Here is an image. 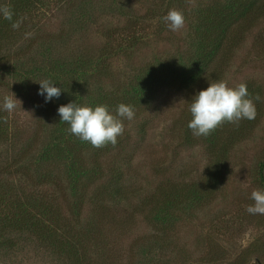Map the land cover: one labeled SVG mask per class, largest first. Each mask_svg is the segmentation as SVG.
<instances>
[{
  "label": "rangeland",
  "instance_id": "1",
  "mask_svg": "<svg viewBox=\"0 0 264 264\" xmlns=\"http://www.w3.org/2000/svg\"><path fill=\"white\" fill-rule=\"evenodd\" d=\"M122 1L130 16L141 14L152 4V0ZM203 1L208 0H185L180 10L185 17V26L178 32L165 31L167 25L155 16L150 22L154 24L153 28L146 33L149 37L147 44L136 48L130 58L111 56L101 60L97 57L99 59L94 61L96 70L93 67L89 69L95 75L89 83L80 87L81 100L87 101L88 95L93 99L101 97L104 101L110 97L127 98L129 94L126 91H133L135 75H143V64L174 52L177 43H184L186 26L191 18L188 9ZM161 3L160 11H165L163 18L170 9H176L178 1L173 2L175 7L171 6L168 11L165 9L169 5L166 0ZM42 8L36 5L26 12V26L13 39L15 44L11 47L5 45L0 50L2 55L4 50L23 48L20 53L22 61L18 65L15 61L0 63V111L6 119L7 138L14 137L11 145L7 139L0 144V191L8 190V200L6 196L0 199V214L5 215L16 212L11 206L17 203L33 206L39 203L41 197L38 209L47 201L51 207L57 206L60 213L70 216L64 198L73 199L67 185L69 171L66 165L56 161L52 155L41 157V144L45 142L47 133L45 125L49 123L48 128L52 129L58 117L53 107L58 98L45 102V97L38 94V81L46 78L39 72L26 78L23 70L26 66H37L49 57L72 62L84 57V54L96 56L104 44L100 33L103 24L122 25L128 20V16L113 14L108 0H50ZM46 37L51 41V45L47 46L49 50L40 45ZM221 80L230 87L252 81L262 88L261 97L264 99V19L256 21L243 42L232 50ZM8 95H14L19 100L12 113L2 107L3 98ZM186 99L187 93L165 87L151 104L135 108L134 118L123 120L125 130L119 149L116 147L107 152L104 147L80 145L81 142L73 146L83 156L82 164L85 163L88 168L99 167L103 171L84 195L80 212L84 230L94 229L89 218L95 187L109 185L108 181L117 175V185L128 194L127 198L111 200L108 195L102 194L99 201L101 208H108L109 215L119 223L107 230L103 252L91 255L92 264H155L157 258L165 264H182L183 259L177 262L176 249L184 255L183 264H200L198 260H205L203 257L207 249L215 259L213 264H264V215H250L246 211L254 203L250 199L251 192L261 189L258 169L264 162V101L257 124L231 150L211 202L203 208L195 204L184 205L177 219L171 215L167 225L170 242L162 250L163 254L158 253L159 257L153 254L145 256L137 244L139 238L161 232L157 225L146 221L139 202L146 195H151L164 180L175 184L195 182L203 177L208 162L206 147L201 143L183 144L179 138L176 121L183 110H187ZM117 102L121 104V101ZM25 151L30 154L27 152L24 155ZM43 175L57 176L60 184L56 186L44 182L41 179ZM85 176H81L74 194L80 190ZM110 191L114 194L112 189ZM35 196L36 200L29 199ZM34 212L30 209L27 213H18L26 216ZM10 235L13 240L11 246H0V264H71L55 259L49 251L28 239L29 234ZM241 256L244 261L239 259Z\"/></svg>",
  "mask_w": 264,
  "mask_h": 264
},
{
  "label": "trees",
  "instance_id": "2",
  "mask_svg": "<svg viewBox=\"0 0 264 264\" xmlns=\"http://www.w3.org/2000/svg\"><path fill=\"white\" fill-rule=\"evenodd\" d=\"M162 1L164 0H152L149 8H146L141 14L130 16V12L122 0H108L112 7V13L128 16V20L126 24L122 25L103 24L100 33L104 44L98 50V55L86 56L84 54V57L72 62H61L58 58L51 59L49 57L44 61L42 60L39 65L26 66L23 70V76L26 78H30V74L39 72L42 77L50 80L54 86L60 87L62 90L57 102L53 105L58 115L56 123L52 125V129H50L51 127L48 128L49 123L45 125L47 133L44 136L45 142L41 144L43 154L40 153L41 157L52 155L56 161L66 165L69 171L67 185L70 194H73V199L64 198L70 216L60 213L57 206L53 208L47 201L43 202L41 209H38L42 200L41 197H39V203L36 204L33 201L36 204L33 206L28 203H17L14 207L11 206L16 209V212L12 211L9 215L0 214V246H4V248L11 246L13 240L10 233L29 234L28 239L37 243L40 248L49 251L57 260L69 261L71 264H92L91 255H97L99 251L103 252L102 248L107 242V230L119 223L109 215L108 208L106 210L101 208L99 203L102 194L108 195L109 199L128 197V194L121 191L117 185L119 177L113 174L114 177L109 180L110 182L108 181L109 185H102V188L97 186L93 190L95 193L92 192L95 199L92 200L94 205L89 219L94 229L88 230L87 228L84 230L82 228L80 212L82 203L85 201L84 195L88 192L90 184L98 177L100 178L103 171H100L99 167L88 168L85 163H81L83 156L79 153V149L77 150L73 146H78L80 142V145L87 144L90 146V144L71 134L68 130L70 125L60 121L58 108L69 102L93 108L98 105H106L108 110L115 114L119 105L118 100L130 105L135 110V108H140L142 104H151L152 99L165 87L187 93L185 100L187 110H183L182 116L176 121L179 138L183 144H203L206 147L208 162L203 177L199 181L170 184L168 180H164L165 182H160L151 195H146L145 199L139 202L140 210L144 212L146 221L154 224V226L157 225L161 231L139 238L137 244L140 245L145 256L150 257L153 254L159 257L160 253L163 254L162 250L166 249L168 242H170L171 235L168 234L167 225L171 215L177 219L179 218L178 213L181 212L184 205L195 204L196 206L199 205V208H203L214 198L215 185L218 178L221 177L222 171H224L222 170L223 167L229 162L231 150L244 135L252 130L262 114V102L264 101L261 97L262 88L252 81L245 83L249 98H253L256 106L257 115L255 119L241 120L238 126L225 122L207 137H195L188 128V122L191 119L189 106L192 98L200 90L207 88L209 83L221 80L232 50L243 42L245 35L256 21L264 19V0H208L190 7L188 14H191V18L186 26L187 32L184 43H177L174 52L152 58L143 64L141 66L144 69L143 75L141 77L135 75L134 77L133 91H126L129 94L127 95L128 99L110 97L104 101L101 100V97L93 99L91 95H88L87 101H82L80 98V87H84V83H89L95 75L94 72L92 73V69L96 70L94 61L111 56L130 58L136 48H141L147 44L149 37L146 33L149 32V28L154 26L150 22L154 21L155 16L161 20L165 13V11H160ZM175 1H178L176 9L181 10L185 0H166V4H169L167 7L165 6L166 11L174 5L173 2ZM49 2L50 0H0V7L9 6L14 12L13 20H17L21 17L26 19V12L33 10L36 5L42 8L47 6ZM25 19L20 28L14 30L11 27V22L4 19L0 14V50L5 45L11 47L15 44L13 39L17 34L23 32L26 26ZM165 31H168L167 26ZM46 39L44 38V42H40L41 46L51 45L50 39ZM22 49L19 47L12 51L4 50L5 53L0 55V63L15 61L18 65V62L22 61L20 55ZM46 49L49 50V47ZM93 63L94 66H92ZM90 67H93L91 72L89 71ZM256 95H259L261 99L255 100ZM6 126L5 118L0 111V144L7 139L11 145L14 143V137L7 138ZM117 141L115 146L111 144L104 146V150L109 152L112 148L117 147L119 149L122 143L121 136L117 138ZM27 152L29 151H25L24 155ZM28 158L30 157L28 156ZM84 175H86L85 181H82L78 193L74 194L77 183ZM258 175L260 188L264 190V162L259 165ZM41 179L56 186L60 184V180L55 175L52 177L43 175ZM110 189L113 190L114 194ZM7 191L6 189L0 191V199H4L6 196L8 200ZM110 194L114 197H110ZM36 197L29 199L36 200ZM18 209L20 211H17ZM30 209L33 212L35 210L36 213H28L26 216H21L18 213L24 214ZM84 224L88 225V223ZM175 253L178 256H176L177 262L183 259L182 264L185 263L182 251L176 249ZM203 258L205 260H198L200 264H213L215 262L212 252L208 249ZM239 259L244 261L242 256ZM156 260L155 264H165L158 258ZM188 264H192V262H188Z\"/></svg>",
  "mask_w": 264,
  "mask_h": 264
},
{
  "label": "clouds",
  "instance_id": "3",
  "mask_svg": "<svg viewBox=\"0 0 264 264\" xmlns=\"http://www.w3.org/2000/svg\"><path fill=\"white\" fill-rule=\"evenodd\" d=\"M0 14L11 22V27L18 30L25 17L13 20V10L5 5L0 7ZM168 29L178 32L185 26V17L182 11L170 9L162 18ZM40 89L38 94L45 97V102L58 98L61 88L54 86L50 80L38 81ZM255 100L261 97L256 95ZM17 98L8 95L3 98V109L12 113L17 108ZM21 106V102H20ZM191 119L188 128L195 137H207L225 122L238 126L241 120H253L257 115L253 98H249L247 85L240 83L230 87L226 81L220 80L209 83V86L200 90L189 106ZM60 121L70 125L69 132L81 141L89 143L94 148H102L108 144L115 146L117 138L124 133L123 120L131 121L135 112L130 105L121 103L117 106L115 114L108 110L106 105L94 108L87 105H78L69 102L58 108ZM6 122V119H5ZM253 204L246 208L250 215H264V190L254 189L250 194Z\"/></svg>",
  "mask_w": 264,
  "mask_h": 264
}]
</instances>
